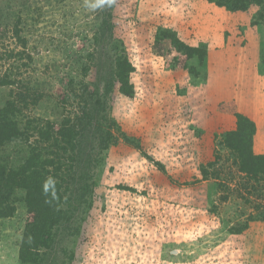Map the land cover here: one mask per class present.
<instances>
[{"label":"rangeland","instance_id":"rangeland-1","mask_svg":"<svg viewBox=\"0 0 264 264\" xmlns=\"http://www.w3.org/2000/svg\"><path fill=\"white\" fill-rule=\"evenodd\" d=\"M94 3L0 0V110L21 133L0 164L42 165L62 194L24 242L42 223L14 191L0 264H264V0Z\"/></svg>","mask_w":264,"mask_h":264},{"label":"trees","instance_id":"trees-1","mask_svg":"<svg viewBox=\"0 0 264 264\" xmlns=\"http://www.w3.org/2000/svg\"><path fill=\"white\" fill-rule=\"evenodd\" d=\"M211 1H216L220 5H226V3H222V0ZM227 1L231 4V0ZM253 1L256 2L258 0H237L235 3L232 2L233 4L229 6L234 7L235 9H245L247 5H250ZM9 107L10 106H6L0 110V144L21 134L16 125V121L11 117L13 114L11 113V108ZM242 125V123H239L238 129L233 131V134L238 141V146H236L235 149L237 151H241V157L244 159L245 165L247 164V161L252 158L253 154L252 148H250V145L246 140V136L244 137L243 135L245 127ZM252 126L254 127V124H252ZM69 129L71 133L68 137L64 132H60L62 137L64 136L68 139L62 141L68 144L70 143L69 141L73 135L76 134L75 127L72 126ZM38 132H40L41 135V131L38 130ZM58 134H55L56 137L55 135H50V133L49 136H41L46 141H49V139L52 138L55 141H58L60 138ZM245 153H249V155H245ZM53 155H55V153H53ZM56 155L58 162L65 158L59 154ZM51 165L53 166V164ZM17 188H23L28 192L29 198L27 201L31 210L36 214V222L42 223L41 226H39V223H36L37 225L30 227V229L28 228L24 242L29 239V236L35 238L36 235L38 236L40 233H43L44 229H47L50 234L59 222L58 219L61 212L60 205L62 200L60 184L52 181L50 178V172H48L42 165L35 164V166L29 167L27 164H23L18 169H13L0 164V216H10L14 213L15 206L13 205L12 194ZM37 245L39 244L35 243L33 247L37 248ZM21 251L23 253L24 248H22Z\"/></svg>","mask_w":264,"mask_h":264},{"label":"clouds","instance_id":"clouds-1","mask_svg":"<svg viewBox=\"0 0 264 264\" xmlns=\"http://www.w3.org/2000/svg\"><path fill=\"white\" fill-rule=\"evenodd\" d=\"M103 3H104V0H96V3H94V4H90L89 7L95 9V8H97V7L102 6Z\"/></svg>","mask_w":264,"mask_h":264}]
</instances>
